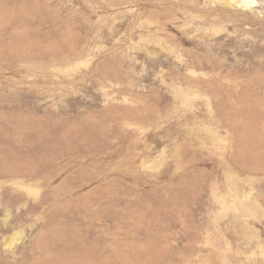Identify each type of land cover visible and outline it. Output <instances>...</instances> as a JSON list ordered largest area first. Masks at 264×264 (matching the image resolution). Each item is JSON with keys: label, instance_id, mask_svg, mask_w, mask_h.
Wrapping results in <instances>:
<instances>
[{"label": "rangeland", "instance_id": "1", "mask_svg": "<svg viewBox=\"0 0 264 264\" xmlns=\"http://www.w3.org/2000/svg\"><path fill=\"white\" fill-rule=\"evenodd\" d=\"M0 264H264V0H0Z\"/></svg>", "mask_w": 264, "mask_h": 264}, {"label": "bare ground", "instance_id": "2", "mask_svg": "<svg viewBox=\"0 0 264 264\" xmlns=\"http://www.w3.org/2000/svg\"><path fill=\"white\" fill-rule=\"evenodd\" d=\"M237 3H239V1Z\"/></svg>", "mask_w": 264, "mask_h": 264}]
</instances>
